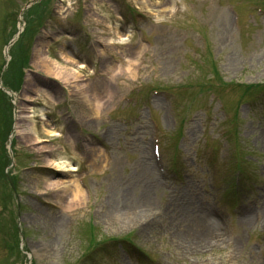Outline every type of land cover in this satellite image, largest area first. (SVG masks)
Here are the masks:
<instances>
[{
  "label": "rangeland",
  "instance_id": "1",
  "mask_svg": "<svg viewBox=\"0 0 264 264\" xmlns=\"http://www.w3.org/2000/svg\"><path fill=\"white\" fill-rule=\"evenodd\" d=\"M28 1L0 0V65L4 35ZM263 1L32 5L24 43L11 50L18 60L30 51L22 84L8 81L18 88L9 91L13 166L4 161L10 150L5 140L2 152L0 123V175L12 174L16 196L9 201L0 190V229L3 218L13 224L14 217L22 242L15 229L12 248L1 237L0 264H23L20 247L32 264H264V214H254L264 211V100L235 110L259 88L243 92L222 83H264ZM38 48L53 71L71 72L67 82L40 63ZM10 66L13 74L19 68L12 60ZM5 74L4 81L12 79ZM0 119L8 123L2 109ZM232 129L248 154L247 169L238 193L222 194ZM63 173L79 178L88 195L70 210L60 190L46 188ZM123 201L133 207L130 215L111 209ZM245 204L254 208L248 221L236 216ZM206 207L218 211L211 229L201 218ZM126 236L134 245L115 241Z\"/></svg>",
  "mask_w": 264,
  "mask_h": 264
},
{
  "label": "bare ground",
  "instance_id": "2",
  "mask_svg": "<svg viewBox=\"0 0 264 264\" xmlns=\"http://www.w3.org/2000/svg\"><path fill=\"white\" fill-rule=\"evenodd\" d=\"M108 41L112 42V38H108L107 39ZM37 50V54H38V58H39V61L40 63H42L43 65H45L46 69L51 73V74H54V75H60L62 76V78H66V82H67V79L69 78V75L71 72H69L68 74H65V73H58L57 70L53 71V67L50 65V63L48 62L49 60L46 58V56L42 55V53L40 52L41 49L38 48L36 49ZM68 71V70H66ZM83 86V83L82 84H79V87ZM100 103V99L99 97H95V100H94V109L95 110H98V106ZM18 119V118H17ZM20 119V117H19ZM19 122V120L17 121ZM16 122L17 126L18 127V123ZM18 132H19V129H17ZM48 134L51 135V136H55V135H58L59 132L58 131H55V130H47ZM29 134L33 135L34 133L33 132H29ZM33 139H36L35 141H38L39 139L37 138V135L35 136H32ZM31 137V139H32ZM30 139V138H28ZM52 161V159H50ZM151 163V162H149ZM148 163V164H149ZM149 166L151 167V165L149 164ZM72 169H75L74 167ZM64 176L63 177H60V178H56V177H51L50 179H48L47 181L49 182L46 187H51L52 188V191L51 193H55L57 190H60L61 191V194H63V196L65 197V205H64V208L66 209H69L70 208H73L76 203L78 201H82V199H84V192H83V189L80 187L79 183H78V179L77 178H67L65 179V175L66 173H63ZM145 196V195H143ZM149 196H145L144 198H146L145 200H149V198H147ZM133 207H130L129 208V205L127 203V201H123V203H120V202H117V205L113 208H111L113 211L115 212H118V209H123L126 213V215H130L128 213V210H131ZM138 211L135 213L137 214ZM213 211L209 208H205L204 211H202V221L204 224H207V228L211 229V227H213L215 224H216V221H214L215 219L213 218ZM248 217L243 219L244 221H248Z\"/></svg>",
  "mask_w": 264,
  "mask_h": 264
}]
</instances>
